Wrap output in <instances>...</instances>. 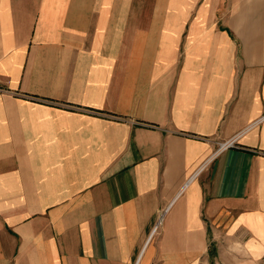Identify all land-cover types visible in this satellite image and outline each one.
<instances>
[{"label": "crops", "instance_id": "0c3cea01", "mask_svg": "<svg viewBox=\"0 0 264 264\" xmlns=\"http://www.w3.org/2000/svg\"><path fill=\"white\" fill-rule=\"evenodd\" d=\"M0 264H264V0H0Z\"/></svg>", "mask_w": 264, "mask_h": 264}, {"label": "built area", "instance_id": "2783aa9c", "mask_svg": "<svg viewBox=\"0 0 264 264\" xmlns=\"http://www.w3.org/2000/svg\"><path fill=\"white\" fill-rule=\"evenodd\" d=\"M239 135V134H238ZM236 135L233 139L220 143L219 148L230 146L234 143V139L238 136Z\"/></svg>", "mask_w": 264, "mask_h": 264}]
</instances>
